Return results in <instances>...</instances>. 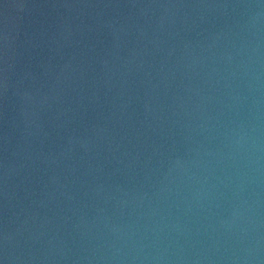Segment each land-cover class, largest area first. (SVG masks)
Returning <instances> with one entry per match:
<instances>
[{"label": "water", "instance_id": "1", "mask_svg": "<svg viewBox=\"0 0 264 264\" xmlns=\"http://www.w3.org/2000/svg\"><path fill=\"white\" fill-rule=\"evenodd\" d=\"M0 264H264V0H0Z\"/></svg>", "mask_w": 264, "mask_h": 264}]
</instances>
